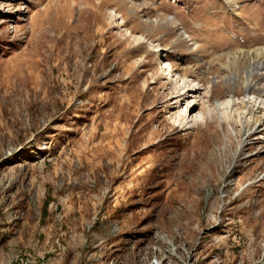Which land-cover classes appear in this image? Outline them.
<instances>
[{"label":"rangeland","instance_id":"1","mask_svg":"<svg viewBox=\"0 0 264 264\" xmlns=\"http://www.w3.org/2000/svg\"><path fill=\"white\" fill-rule=\"evenodd\" d=\"M260 48L264 0H0V264H264ZM172 61L235 119L172 120Z\"/></svg>","mask_w":264,"mask_h":264},{"label":"bare ground","instance_id":"2","mask_svg":"<svg viewBox=\"0 0 264 264\" xmlns=\"http://www.w3.org/2000/svg\"><path fill=\"white\" fill-rule=\"evenodd\" d=\"M115 20H116V18H115ZM124 23H125L124 19H120V22H119L120 26L122 25L124 27L125 26ZM130 37H132V33H131ZM141 40H142V38H141ZM137 41H139V40H137ZM155 48L157 50L156 53L163 51V50H161L160 46H157ZM179 49H176L175 52H178ZM222 56L226 58V61H225L226 63H224L226 65V68H224V69H226V72H229V68L231 67V64L237 65L238 63L241 64L240 62H244V64L246 65V69H244V71H246V73L244 76H241V71L239 73L240 75L237 77L234 76V77L230 78L229 74L225 75L224 78H225L226 83L228 85H237L238 83L243 81L242 84H244V88L246 89V92H249V91L253 90L252 83L257 77L260 76L261 78H264V69L263 68L258 69L256 67L258 65L264 66V61H263V59H261L262 56L264 57V48H260V49H256V50H250V51L235 50L233 52L225 53ZM188 71L186 69H184L183 71L179 70V68L175 64V61L169 62L168 67L165 71L167 73V75L169 77L171 76V78L173 79L174 84L176 86V89H181V92L183 93V95L180 96V98H181L180 102H178L176 104L179 105V104L183 103V105L187 106L189 104V98H190V100H192L190 102L192 104L188 105L186 108L185 115L182 116L179 113H177L176 116L172 117V120H174L175 122H177L179 124L185 122V120H186V123L188 122V124L192 125V127L194 128V127L198 126L199 123H201V122L207 123L208 119H210V118L213 119V118L218 117L221 122H228V121L235 119V114L239 113L238 111L240 109L238 108V105L236 103V100H234V97H229L223 101L222 100L216 101L215 109H212V108L206 109L205 108L204 111H202V113H200V114L195 113V109L197 108V106L204 107V104H206V103L208 104L212 101L213 91H210V92L206 91V93H208V96L211 93V98L207 99V98L202 96L201 92L203 90L201 88H198V86L195 87L191 84L190 85L189 84L188 85L182 84L185 77L187 78L188 76H191V73ZM236 79H238V80H236ZM191 83H193V82H191ZM211 84H212V82L207 83V85H211ZM260 87L264 88V84H262V85L260 84ZM185 97L186 98L188 97V100L187 99L184 100ZM205 100H206V103H205ZM187 101H188V103H187ZM241 104H243V107L247 106V104H248L250 106H254V107L259 108V110L264 107V102H260V100L257 98L256 99L250 98V99H248V102L243 101ZM176 108L178 109V107H176ZM244 120H245L244 122L246 123V125L250 126L251 124L263 123L264 122V116L262 118L255 119V115H253L251 113L247 117H244ZM236 123H238V122H236ZM239 124H243V120H241V118L239 120Z\"/></svg>","mask_w":264,"mask_h":264}]
</instances>
